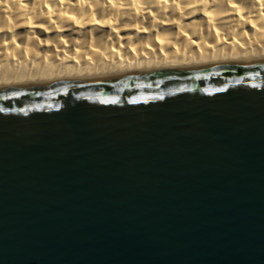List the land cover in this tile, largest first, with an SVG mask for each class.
<instances>
[{
    "label": "water",
    "instance_id": "water-1",
    "mask_svg": "<svg viewBox=\"0 0 264 264\" xmlns=\"http://www.w3.org/2000/svg\"><path fill=\"white\" fill-rule=\"evenodd\" d=\"M0 264H264V59L0 88Z\"/></svg>",
    "mask_w": 264,
    "mask_h": 264
},
{
    "label": "bare ground",
    "instance_id": "bare-ground-1",
    "mask_svg": "<svg viewBox=\"0 0 264 264\" xmlns=\"http://www.w3.org/2000/svg\"><path fill=\"white\" fill-rule=\"evenodd\" d=\"M264 59V0H0V88Z\"/></svg>",
    "mask_w": 264,
    "mask_h": 264
}]
</instances>
